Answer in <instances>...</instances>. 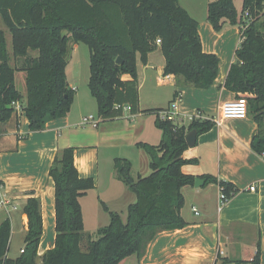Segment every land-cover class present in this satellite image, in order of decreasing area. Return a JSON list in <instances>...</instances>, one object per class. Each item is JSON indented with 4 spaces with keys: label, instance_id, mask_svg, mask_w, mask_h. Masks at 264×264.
Returning <instances> with one entry per match:
<instances>
[{
    "label": "trees",
    "instance_id": "trees-1",
    "mask_svg": "<svg viewBox=\"0 0 264 264\" xmlns=\"http://www.w3.org/2000/svg\"><path fill=\"white\" fill-rule=\"evenodd\" d=\"M0 18L12 35L13 55L22 63L12 65L7 33L0 27V124L11 119L14 103L22 98L16 70L26 72L24 109L31 131H42L48 120L69 114L76 96L67 76L73 40L89 46L88 87L97 100L99 117H122L123 105H129L133 114L154 113L162 131L158 145L137 143L150 157L148 175L135 179L131 162L116 158L118 177L136 194V200L128 206L125 220L120 212L104 205L110 222L98 229L97 238L84 232L81 205V197L96 187L95 180L80 176L75 147L61 149L49 172L55 184V246L40 261L42 201L30 196L24 206L28 217L24 251L16 258L9 256L12 226L7 218L0 225V264H120L133 255L141 259L157 233L187 226L182 215V188L194 185L196 176L185 173L183 166L199 160L184 156L189 149L186 135L192 129L198 135L205 133L215 123L194 118L187 125L179 124L159 115L165 108L141 109L137 55L146 63L149 53L161 48L165 74L181 78L184 85L211 87L218 76L220 57L204 50L199 21L179 0H0ZM207 20L216 31L227 25L241 28L248 22L223 86L237 97L247 95L248 115L258 125L251 148L264 156V0H243L239 9L234 0L209 1ZM202 177L207 183L224 186L230 197L238 191L233 183L215 175ZM250 263L261 264L260 240Z\"/></svg>",
    "mask_w": 264,
    "mask_h": 264
},
{
    "label": "crops",
    "instance_id": "crops-1",
    "mask_svg": "<svg viewBox=\"0 0 264 264\" xmlns=\"http://www.w3.org/2000/svg\"><path fill=\"white\" fill-rule=\"evenodd\" d=\"M196 19L204 50L220 57L218 76L211 87L202 89L184 85L181 78L165 74V57L161 48L150 52L146 63L142 62L139 53L137 55L141 109L167 108L179 96L181 100L175 111L176 117L182 119L179 124L187 125L190 116L199 114L202 119L208 118L215 123L209 131L198 135L196 145L184 153L186 158L197 157L199 162L183 166V171L205 180L200 186L194 184L182 188L185 197L182 215L187 226L157 233L144 256L137 258L138 264H221L224 260H228L226 264H237V261H242L238 264H251L259 240L261 264H264V156L251 148L258 125L250 115L243 119H220L221 105L237 98L236 93L223 85L235 61L241 28L227 25L216 31L207 18ZM68 65V81L76 90L68 115L48 120L42 131H31L24 109L26 92L21 93V100L14 103L15 112L11 119L0 124V203H5L0 206V225L7 218L11 222V250L15 224L23 230L24 239L27 233L26 200L30 196L40 197L44 225L39 245L40 261L46 251L55 246L57 234L55 184L49 175L56 154L63 148L75 147V164L80 176L95 180L96 187L81 197L86 226L87 207L94 197L100 209L95 210L96 221L103 218L100 211L108 213L104 205L120 212L126 219L125 213L136 200V194L121 179L116 181L115 160L128 159L135 179L146 176L151 172L150 157L137 143L158 145L162 138L154 113L125 111L122 117L113 120L98 117L97 126L89 123L87 118L93 114L88 110L98 111V104L91 105L88 95L85 96L86 102L80 101L81 91L72 84ZM149 86L150 93L146 91L145 96L144 89ZM166 86L174 89L171 99L164 105V91L160 89ZM105 156V164H113L111 178L101 172ZM204 174L215 175L238 188L221 209V187L218 183H207L202 177ZM253 185L257 187L255 191L250 190ZM24 246L23 240L13 258L21 255ZM83 250H86V244Z\"/></svg>",
    "mask_w": 264,
    "mask_h": 264
},
{
    "label": "rangeland",
    "instance_id": "rangeland-1",
    "mask_svg": "<svg viewBox=\"0 0 264 264\" xmlns=\"http://www.w3.org/2000/svg\"><path fill=\"white\" fill-rule=\"evenodd\" d=\"M180 4L185 7L189 13L191 12L193 16L196 18H207V5L209 1H215V0H179ZM243 0H234L236 7L239 9L242 6ZM0 27L3 28L7 33V40H8V48L9 52L11 53V63L12 65H18L20 66L22 63L21 61H17L13 55V46H12V35L9 32V30L3 25L2 20L0 18ZM68 73L70 76V79L72 81L73 85L78 86L79 90L81 91L80 101L86 102L87 97L86 95L90 97V103L91 105H96V98L91 95L88 83H89V76H90V49L89 46L83 42L76 43L73 40L69 43V53H68ZM16 77V86L20 93L26 94L27 87H26V73L22 70H16L15 73ZM150 86L146 87L145 90V96L146 93H150ZM174 87L166 86L161 88V91H164L162 94V100L164 101V105L168 103L167 100L171 99L172 97V91ZM147 91V92H146ZM165 98V99H164ZM87 108V106L85 105ZM92 113L96 119L98 120V111L96 109H90L88 110V113ZM112 153V152H111ZM107 156L102 158L101 162V172L106 173L109 175V177H112L111 171H113V164L108 163L105 164ZM110 171V172H109ZM117 172V170H115ZM116 181L120 178L115 176ZM120 181V180H119ZM90 206L87 207V222L86 226L84 228L85 234H92L93 238L98 237V229L107 225L109 223L110 215L109 213L100 211L102 214V219L100 221H96V212L95 210L98 208L97 205H99V202H97V199L94 197L90 200ZM100 207H102L100 203ZM99 209V208H98ZM100 210V209H99ZM127 214L125 213V216ZM98 220V219H97ZM24 240V232L23 230H20V226L18 228V225L15 224L14 228V236H13V242L10 252V257H14V254L19 252V247L22 246ZM22 242V243H21ZM120 264H138V259L136 255L130 256L129 258L122 261Z\"/></svg>",
    "mask_w": 264,
    "mask_h": 264
},
{
    "label": "built area",
    "instance_id": "built-area-1",
    "mask_svg": "<svg viewBox=\"0 0 264 264\" xmlns=\"http://www.w3.org/2000/svg\"><path fill=\"white\" fill-rule=\"evenodd\" d=\"M245 16L249 17V13L247 12ZM247 26H248V22H246L245 24L241 26V31L246 29ZM157 42L160 43L161 39H158ZM180 100H181V97L177 96L167 108L159 112V115L164 119L168 118L178 123L182 121V119H178L176 117V113H175V111H177L178 103ZM118 107L119 105H116V108ZM130 109L131 107L129 105H123L124 111H130ZM247 116H248L247 95L241 94L239 97H237L236 99L232 101L224 102L220 107V119H231V118L243 119V118H246ZM194 118L202 119L201 115L199 114V115L190 116L189 120L191 121ZM87 120L89 123H92L94 126H97L99 124L98 120H96L93 115H90V117L87 118ZM220 187H221V194H220L221 205L219 209H221L222 206L230 199V196H228L226 192L224 191V186L220 185ZM256 188H257L256 185H253L250 187V190L255 191ZM2 204L4 205L5 203L1 202L0 206ZM196 213L198 214L197 210H196ZM23 251L24 249H22V252Z\"/></svg>",
    "mask_w": 264,
    "mask_h": 264
},
{
    "label": "water",
    "instance_id": "water-1",
    "mask_svg": "<svg viewBox=\"0 0 264 264\" xmlns=\"http://www.w3.org/2000/svg\"><path fill=\"white\" fill-rule=\"evenodd\" d=\"M118 63L122 62V58L118 57L117 59ZM197 137H198V131L196 129L190 130L187 135H186V141L189 147H194L197 143ZM205 180L202 179L201 177H196L195 178V185L200 186L204 184Z\"/></svg>",
    "mask_w": 264,
    "mask_h": 264
}]
</instances>
